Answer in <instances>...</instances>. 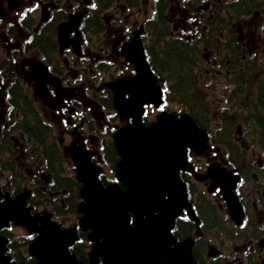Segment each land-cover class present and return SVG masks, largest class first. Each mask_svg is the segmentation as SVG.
I'll list each match as a JSON object with an SVG mask.
<instances>
[{
  "label": "flooded vegetation",
  "instance_id": "obj_1",
  "mask_svg": "<svg viewBox=\"0 0 264 264\" xmlns=\"http://www.w3.org/2000/svg\"><path fill=\"white\" fill-rule=\"evenodd\" d=\"M86 1L0 0V98L3 99L0 102V121L5 123L7 97L23 101L19 97L22 95L32 104L36 101L42 116L58 128V147L69 152L79 146L103 171L107 166L112 168L103 152L106 148L104 132L120 126L112 122L113 114L107 110L108 103L115 91H125V100L129 99V85L136 76V63L140 57V54L137 55L138 45L142 44L144 60L148 61L145 34L150 31L145 22L140 23V19L145 18L141 6L144 0H90L96 6L89 8L84 6ZM237 1L180 0L174 10L171 8L173 14L171 11L170 15L169 11L167 13L171 22L177 18L173 35L184 43H195L198 50L204 53L202 57L205 59L201 58L204 63L201 82L213 95L215 117L220 122L216 125L218 127H243L240 122L248 127L264 125V114L259 119H252V114L246 115V110L237 107L239 102L236 100V94L241 92L248 103H252L254 108L259 106L264 112V3L257 10L245 13L237 9ZM163 4L165 1L161 0L160 5ZM94 8L100 14L94 16V31L87 33L84 30L86 16ZM155 8L153 6V12ZM78 18L79 26L76 23ZM71 19L73 23L63 27ZM14 64L18 66L16 72ZM19 79L27 88L19 87ZM121 80H126L127 85H114ZM35 85L39 92L33 90ZM226 103L228 106L222 108ZM92 106L97 114L90 117ZM153 109L151 105L146 106L143 118L147 123L152 122L149 120L152 119ZM199 124H204L201 118ZM66 134L70 136L67 143ZM235 138L241 139L243 134ZM20 149L23 154V146ZM213 150L206 154L208 160L226 161L228 169L239 172L244 182L238 186L236 193L251 209L252 218L264 224V181L252 188L253 183L258 181L256 173L264 174L262 161L247 160L236 168V159L227 156V161L223 159L220 148L214 147ZM36 159L37 162L33 163L27 158V162L20 164L30 175L39 174L35 178L34 190L43 194L47 186L50 189L58 185L61 187L59 177L56 179L42 174V157ZM66 159L70 165L66 171H72V165ZM192 167L194 172L191 171L190 179L193 182L202 181L196 172V165ZM242 175L246 176L245 180ZM65 178L68 177L63 176L62 179ZM63 184L66 187L77 186L72 177ZM208 191L215 198H220L219 189L214 184ZM28 202L33 214H36L43 198H29ZM48 203L56 210L61 209L66 216L75 205L71 197L65 196V190L62 194L50 195ZM60 203L63 207L59 206ZM66 220L72 231L78 230V238L84 239L85 233L79 230L78 225L64 217ZM11 227L0 229V235L8 238V245H16L17 238ZM34 237L30 236L31 240ZM262 244L258 246V257L264 256V240ZM72 253L77 255L78 260L88 262L81 248L75 247ZM11 257L14 264L35 262L34 258L27 257L18 249ZM260 264H264V259Z\"/></svg>",
  "mask_w": 264,
  "mask_h": 264
},
{
  "label": "water",
  "instance_id": "obj_2",
  "mask_svg": "<svg viewBox=\"0 0 264 264\" xmlns=\"http://www.w3.org/2000/svg\"><path fill=\"white\" fill-rule=\"evenodd\" d=\"M65 26V25H64ZM138 82L152 77L142 63H137ZM159 91L156 92V99ZM141 102H139V105ZM139 109L135 127L125 128L116 136V146L123 162L121 173L128 189L123 192L117 186L104 188L97 179L98 171L82 154L72 153L77 164L78 179L84 184L81 196L85 200L79 206L82 213L80 225L91 230L89 238L96 242L91 258L93 264L99 256L104 264H198L194 259L192 244L187 240L176 242L171 230L175 214L180 206L188 209L186 189L177 181L179 168L186 164V147L200 143L201 134L193 122L183 117L180 122L174 117L145 127L140 121ZM157 175L161 178L157 179ZM154 181L155 186L150 184ZM235 180H232V184ZM166 187L169 199L158 196L159 187ZM233 185L224 184L228 208L239 224L243 208L230 193ZM232 187V188H231ZM25 195L8 199L0 204V227L11 220L36 225V220L25 207ZM159 198V199H158ZM159 210V214H155ZM135 226L130 224L131 216ZM40 235L31 245V252L39 258L37 264H80L68 253V245L76 238H67L65 231L43 218ZM102 240V241H100ZM5 240L0 238V261L8 264L4 256Z\"/></svg>",
  "mask_w": 264,
  "mask_h": 264
},
{
  "label": "trees",
  "instance_id": "obj_3",
  "mask_svg": "<svg viewBox=\"0 0 264 264\" xmlns=\"http://www.w3.org/2000/svg\"><path fill=\"white\" fill-rule=\"evenodd\" d=\"M263 0H238L236 2L237 9H241L245 13H249L254 9H257ZM159 12L162 13V16L159 18L161 21L155 22V33L158 35L157 41L155 42L154 48L152 50L154 61L156 62V69L162 70L159 75H167L168 78L166 82L170 83V100L178 101L180 103H185V100L188 99V106L194 107L193 102V90H191V85L194 79L191 72V62L194 60L190 54V49H186V45L180 46L178 41L166 42L165 35L168 33V24L164 17L165 4L160 5ZM164 42V44H162ZM23 99V104L21 105V116L16 123V127L13 131L4 134V141L8 142V148L13 144L9 137L16 131H22L25 135L27 142L36 141L38 144L43 145L44 150L51 152L50 157L47 159L50 162H53V159H57L58 153H56V148L53 144L48 145L47 141L52 136L51 127L45 123L32 104L30 99H25L22 95H19ZM249 108H254L252 103L249 104ZM257 119L261 117L259 115L257 108L254 110ZM261 136L264 145V125H261ZM8 139V140H7ZM54 150V151H53ZM113 153V151H110ZM1 170H8L12 173V176L15 180V187L18 186L20 189V181L24 180V174L21 171L16 172V163L15 161L8 159L5 161H0ZM4 168V169H3ZM58 172L55 173V176L58 177ZM61 183L67 182L68 178L62 179L59 177ZM209 221V217L206 219ZM180 222L177 225V229L180 227ZM183 234V233H182ZM179 235V233H178ZM76 248H87L86 245H76ZM194 252L197 258L201 256L199 250V244L196 242ZM210 264H216L211 262Z\"/></svg>",
  "mask_w": 264,
  "mask_h": 264
},
{
  "label": "rangeland",
  "instance_id": "obj_4",
  "mask_svg": "<svg viewBox=\"0 0 264 264\" xmlns=\"http://www.w3.org/2000/svg\"><path fill=\"white\" fill-rule=\"evenodd\" d=\"M178 1L180 0H169V15L173 12L171 11L174 10L176 8V5L178 3ZM142 6V13H144L145 18L150 17L153 14V6H154V0H144L141 4ZM171 11V13H170ZM145 18H141V22L143 19ZM175 21L172 22V25H175V22L177 20V18H174ZM140 22V23H141ZM14 72H16V70L18 69V66L16 64H14ZM29 86V85H28ZM30 87V86H29ZM31 89V87H30ZM202 96V100L208 103V107L211 110L212 113V109H211V105H210V100L208 98V96L206 94H201ZM169 105L167 106V113L169 114V112H171L172 110L175 111H180L181 108L178 106L177 103L174 102H170L168 103ZM3 116V115H2ZM212 120V114H211V118ZM0 124H3L2 121H0ZM207 129L209 130V133H213V131L216 129V126L211 124L209 126H206ZM55 134L58 137V128L55 127ZM17 141L21 143L20 138H17ZM65 141L66 143L68 141H70V136L68 134H66L65 136ZM253 139L249 138V141H241V143L239 144V148L240 151H245L246 152V160H255V158L260 157V155H258V153H261L260 151L256 154H253L252 150L255 146H258V144L255 142H253ZM253 146V147H252ZM25 152L23 154L19 153V163L22 164L24 161L27 162V156L24 155ZM30 156H28L29 158ZM261 159L262 156L260 157ZM33 158L28 160V162H33ZM44 176H47V173H44ZM3 180L0 181V186L1 184H3ZM51 211V207L50 206H45L43 207L41 210H49ZM72 220L76 219L77 214H72ZM11 232L13 233V235L15 236V238L20 239L23 237H26L27 235L30 234L29 229L25 226V225H18V226H14L11 228ZM204 239H205V244L206 247H209L211 244L213 245L214 243L218 246V248L221 250V254L223 259L222 263L223 264H248L249 263V258L248 256H246V254L241 253L240 248H242L244 246V240L239 239V240H231L227 237H222L223 239H217L216 236L220 235L216 230H204ZM230 235L231 237H233L235 235V230L234 228L231 226L229 229ZM216 238V239H215ZM215 239V240H214ZM224 256H228L227 259L224 258ZM232 262V263H231Z\"/></svg>",
  "mask_w": 264,
  "mask_h": 264
}]
</instances>
